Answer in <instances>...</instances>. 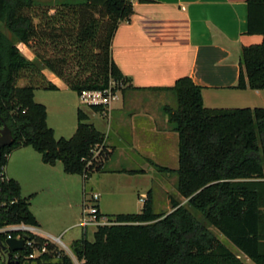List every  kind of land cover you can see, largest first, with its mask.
I'll use <instances>...</instances> for the list:
<instances>
[{
	"label": "trees",
	"instance_id": "trees-1",
	"mask_svg": "<svg viewBox=\"0 0 264 264\" xmlns=\"http://www.w3.org/2000/svg\"><path fill=\"white\" fill-rule=\"evenodd\" d=\"M134 2L153 1L85 0L39 8L35 15L34 0H0V129L6 126L14 139L1 151L0 227L38 226L29 198H22L18 182L5 175L11 152L31 148L42 163H61L66 175L81 176L84 185L100 170L91 158L95 147L103 145L104 135L87 123V115L78 110L74 135L55 139L46 124L45 107L34 102L33 92L57 90L44 71L77 96L82 91H105L111 84L112 93L122 90L125 79L112 60L111 45L117 27L133 15ZM246 6V34L260 35L262 42L242 48L235 87L264 90V0H247ZM18 45L31 49L34 58L29 60ZM21 78L26 85L18 86ZM156 90L171 92L176 99L175 109L163 110L178 137V168L154 167L177 176L176 191L186 201L169 196L171 212L155 214L148 193L139 213L103 215L110 224L97 227L93 241L83 231L73 242L77 261L244 264L218 240L214 229L253 264H264V108H205L201 88L188 76ZM30 237L39 248L46 244L47 251L28 263L73 264L43 238ZM4 240L6 235L0 234V242Z\"/></svg>",
	"mask_w": 264,
	"mask_h": 264
},
{
	"label": "crops",
	"instance_id": "crops-1",
	"mask_svg": "<svg viewBox=\"0 0 264 264\" xmlns=\"http://www.w3.org/2000/svg\"><path fill=\"white\" fill-rule=\"evenodd\" d=\"M68 1L64 0V4ZM152 1L147 4L134 2L133 15L128 22L117 27L112 39V60L123 75L125 86L116 92V99L100 113L104 123H89L104 135L102 147L105 152L101 156L100 170L89 178L92 180L98 174L94 177L96 182L99 175L147 177L154 166L169 170L178 168V137L163 110L165 106L175 108L176 99L173 93L156 89L171 87L180 77L188 76L194 85L201 88L205 108H264V90L235 87L242 48L262 42V36L246 34L247 0ZM22 48L27 49L24 45ZM24 55L29 60L34 58V55ZM47 81L57 89L66 88L53 74L47 76ZM86 115L90 120L92 113ZM24 149L27 148L8 156L6 177L17 181L21 189L22 177L28 174L29 180L35 181L36 188L45 190L48 187L52 195L57 193L60 199L66 198L71 186V180L66 178L69 175L63 172V168L59 175V170H51L56 164L46 165L39 154L35 158ZM118 155L132 166L114 167ZM137 159L148 165L149 171L140 169ZM35 161L36 167L33 165ZM135 165L138 168H133ZM122 170L136 174L121 173ZM161 173L164 176L156 180L159 183L156 187L163 186L170 177L177 183L174 173ZM151 181L138 196L145 200L151 193L154 210L156 202ZM59 183L61 187L57 186ZM89 188L85 191L94 192L92 186ZM96 190L100 214L111 215L102 208L114 196L113 191L104 183L97 184ZM165 199L168 207L169 199ZM34 229L38 232L37 237L43 238L42 234L53 237L40 225ZM82 233L80 231L78 238L72 241L79 240Z\"/></svg>",
	"mask_w": 264,
	"mask_h": 264
},
{
	"label": "rangeland",
	"instance_id": "rangeland-1",
	"mask_svg": "<svg viewBox=\"0 0 264 264\" xmlns=\"http://www.w3.org/2000/svg\"><path fill=\"white\" fill-rule=\"evenodd\" d=\"M85 0H70L66 4L74 5L84 2ZM64 4V0H34V14L36 15V9L39 8H55L57 6H61ZM36 22V19H35ZM20 51L23 54H26L28 57L33 56V52L31 49H23L22 45H18ZM51 73L48 71H44V76L47 79ZM27 84V81L24 78H21L18 82V86H24ZM33 100L35 103L41 104L45 107L46 111V124L52 129L53 135L55 139H69L71 138L77 126V111L80 110L85 114L92 113V117L90 120H87V123H98L102 124L104 121L101 119L100 113L90 112L89 107L83 105L77 94L70 89L61 88L54 91L43 90V89H35L33 92ZM173 106L176 108V101ZM172 108V109H175ZM23 149V148H21ZM18 149V150H21ZM24 152L38 158V153H36L33 149L27 148L24 149ZM16 151V150H15ZM15 151L11 152L14 153ZM105 152V149L102 146H96L94 153L92 154V160H95L92 164L98 166L100 164L101 155ZM99 156V157H98ZM36 160V159H35ZM136 160V159H135ZM137 165L140 169L147 170L148 165L140 162L137 159ZM89 163H85V166H88ZM36 167V161L33 164ZM122 165V166H121ZM135 165L133 168H138ZM54 166V165H53ZM100 166V165H99ZM114 167H125L129 168V161L124 159L121 155L116 156L115 163H113ZM55 169H51L54 172L57 171L59 175L62 173V165L57 162ZM34 175H36V169L34 171ZM98 176H94L95 178ZM164 175L159 172L155 167L152 170V173H149L147 177L142 176H134L127 177L125 175H106L100 176L98 181H95L93 177L92 180L88 179L86 184L84 185L83 179L79 175H69L68 180H71L70 193L66 198L60 199L59 194L48 190L49 188H36V183L33 179H30V176L26 174V177H22L21 181V197L29 198V208L33 213L34 217L38 225H40L41 229L46 233L50 234L53 237L59 239L61 243L67 248L62 249L60 245L56 244L55 240L51 237L42 234L41 236L46 238L49 242H53L56 250L60 251V253H65L71 259L73 264H81L77 261L76 257L73 254V241L78 238L80 229L74 227L80 220L81 214L84 208V200L87 196H84V188L88 191L90 186H92L94 193H96L97 184L104 183L105 185L110 187V190L113 191L114 196L110 197L107 202H105V208L102 210L108 214L115 215L118 213L122 214H135L139 213L142 208V203L140 202V198L138 196L140 191H144L146 187H148V183L152 180V188L154 195V200L156 202L154 213L155 214H168L171 212L170 203L168 200V207L165 206V197L173 196L177 200L185 203L186 200L182 199L177 191H176V182L172 180L170 177L168 180L164 182V185L161 184L159 187H156L159 183L156 180L160 179ZM29 177V178H28ZM32 178V177H31ZM36 177H34L35 179ZM60 182V180H58ZM57 186L61 187V184H57ZM59 192V190H58ZM102 199V198H101ZM169 199V198H168ZM36 228V227H34ZM96 229L89 228L86 232V238L89 241H93V233ZM214 235L222 242L232 253L240 256V260L244 264H253L247 257L242 255L227 239H225L222 235H220L216 230L211 229ZM36 235L38 232H35ZM24 264H35V263H24Z\"/></svg>",
	"mask_w": 264,
	"mask_h": 264
},
{
	"label": "built area",
	"instance_id": "built-area-1",
	"mask_svg": "<svg viewBox=\"0 0 264 264\" xmlns=\"http://www.w3.org/2000/svg\"><path fill=\"white\" fill-rule=\"evenodd\" d=\"M105 91H82L78 98L83 105L87 107L90 106H103L105 109L110 105L112 101L116 99V93H112L111 87ZM94 153V152H93ZM88 195V196H87ZM87 198L84 200V210L81 214L79 222L74 226L79 228L81 231H87L89 228H97L99 226L109 225L110 222L106 217L100 214L98 210V194L94 192H86ZM140 201L143 203L144 198L140 197ZM36 230L34 227L26 226L23 224L20 225H9L0 227V234L6 235L7 239H22L23 235H27L28 240L24 241V250L18 252H11L7 247L2 249L1 246H5L4 242H0V248L2 251L0 252L1 261L0 264H19V261H23L24 263H28L29 260H33L38 258L40 255L47 251L46 244H43L42 247H37L35 240H32L30 236H37ZM11 233H15V237H11ZM55 240L56 244L60 245L62 249L67 251V248L63 243L59 241L56 237H51ZM47 243L54 245V243L49 242L47 239H44ZM2 244V245H1ZM26 250L29 251L28 254L23 255L22 253ZM62 251V250H60ZM59 251V252H60ZM65 254V253H63ZM67 255V254H66ZM68 256V255H67Z\"/></svg>",
	"mask_w": 264,
	"mask_h": 264
},
{
	"label": "water",
	"instance_id": "water-1",
	"mask_svg": "<svg viewBox=\"0 0 264 264\" xmlns=\"http://www.w3.org/2000/svg\"><path fill=\"white\" fill-rule=\"evenodd\" d=\"M14 142V139L11 135L10 130L6 127L3 126L0 129V159H1V151L2 149L6 147H10ZM27 235H23L22 239L16 240V239H7L5 240V246H1L2 249H5L6 247L11 251V252H18V251H23L24 250V241L28 240Z\"/></svg>",
	"mask_w": 264,
	"mask_h": 264
}]
</instances>
